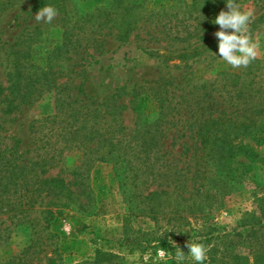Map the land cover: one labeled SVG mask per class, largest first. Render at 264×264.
<instances>
[{
    "label": "trees",
    "instance_id": "1",
    "mask_svg": "<svg viewBox=\"0 0 264 264\" xmlns=\"http://www.w3.org/2000/svg\"><path fill=\"white\" fill-rule=\"evenodd\" d=\"M225 2L170 0L153 8L152 0H111L82 11L72 0H0V19L27 3L28 14L51 5L58 10L61 30V41L44 66L31 61L30 49L41 35L37 27L7 48L0 45L10 66L7 84L0 81V211L7 207L12 226L29 230L27 244L4 264H65L51 222L62 215L59 208L68 206L92 213L96 201L89 171L97 163L112 166L119 184L127 188L128 202H135L133 210L155 221L170 215L172 236L192 219L203 221L205 231L195 242L209 246V264H264V156L258 151L264 146V87L253 82V72H223L221 90L209 85L176 95L166 88H133L127 105L118 103L124 95L120 88L103 110L88 107L81 85L71 88L72 77L60 81L64 64L76 56L83 61L89 49L101 53L107 39L118 45L132 38L166 42L161 50H144L161 54L165 62L186 65L202 53L198 45L213 29L209 5ZM73 66L75 62L68 67ZM45 95L49 100L41 117L28 128L33 148L25 155L19 141L5 145L2 132L14 121L10 116ZM126 109L135 116L132 128L124 124ZM166 140L172 146L166 153L179 149L171 160L160 156ZM71 151L81 158L71 171L73 180L49 176L53 162ZM246 183L254 186L252 210L218 232L209 221ZM152 240L174 257L178 246L169 242L166 232ZM182 251V264H197L188 258L186 247ZM93 264L123 263L115 254L96 250ZM164 264L177 262L173 258Z\"/></svg>",
    "mask_w": 264,
    "mask_h": 264
},
{
    "label": "rangeland",
    "instance_id": "2",
    "mask_svg": "<svg viewBox=\"0 0 264 264\" xmlns=\"http://www.w3.org/2000/svg\"><path fill=\"white\" fill-rule=\"evenodd\" d=\"M72 1L80 10L88 11L111 0ZM169 2L170 0H152L151 6L158 8L160 5H168ZM236 3L240 5L242 11L253 12L249 29L253 41L259 45L258 57L246 68L233 69L218 55V40L214 33L219 30V26L214 20L221 10H227L225 2L221 5H209L212 9L209 21L213 29L206 35L208 39L198 45V50L202 53L194 59H189L186 65L177 60L165 62L160 57L161 54L150 55L144 50L146 47L161 50L166 42L150 40L148 44L132 38L126 44L118 45L114 40L107 39L108 43L101 53L89 49L87 54L82 56L83 61L76 56L73 61L64 64L62 69L58 68L64 75L60 81L72 77L71 88H78L81 85L87 96L83 97L88 107L99 110H103L106 101L120 88H124V95L118 101L121 105H127L130 98L128 94L133 88L147 92L152 88H166L176 95L182 94L183 91L195 92L203 86L208 88L209 85L221 90L223 72L245 74L247 71L253 72L252 75L255 74L253 82H258L264 87V19H261V15L264 14V0H236ZM28 6L27 3L14 8L0 19V45L4 44L3 48H7L16 42L19 36L26 35L37 27L41 35L39 42L33 44L30 49L31 61L44 66L49 52L61 41L58 16L51 24L37 23L34 21L35 14H28ZM190 42L194 43L195 40ZM2 53L3 51L0 52V81L6 85L10 66L7 65V59ZM72 62H75V66L68 67ZM252 75L248 76L249 79H252ZM48 100L49 97L45 95L42 101L30 107L22 106L10 116L14 121L4 125L3 143L13 146L15 141H19L20 152L27 155V151L33 148L32 134L28 128L34 120L41 117L43 106ZM122 117L124 124L132 128L135 119L132 111L126 109ZM170 143L171 140L165 141L160 154L167 160H171L172 154L179 150L178 147H173L172 154L166 153L172 148ZM258 151L264 156V146ZM80 163L81 158L77 151L65 152L53 162V168L48 175H61L66 181H72L71 171ZM89 183L96 201L92 213L82 214L73 206H68L59 208L62 215L56 216L51 222L50 230L59 237L57 243L65 264H93L96 250L117 255L123 264H164L167 259L159 258L158 252L161 247L152 240L153 238L166 232L169 242L183 250L187 241H198L201 232L205 231L202 227L205 225L203 221L192 219L172 236L170 215L164 218L159 216L155 221L133 210L135 202H128L127 188L119 184V179L110 164L93 165L89 171ZM253 190L254 186L246 183L242 191L228 196L223 211L216 214L215 219L209 223L219 228L218 232H221V228L233 227L243 212L252 210ZM7 211V207L0 211V264L19 254L29 238L27 228L12 226ZM36 216L40 215L37 213ZM146 245L147 249L143 250ZM164 249L169 253L166 247ZM188 258L191 259L189 255ZM204 264L209 263L206 260Z\"/></svg>",
    "mask_w": 264,
    "mask_h": 264
},
{
    "label": "clouds",
    "instance_id": "3",
    "mask_svg": "<svg viewBox=\"0 0 264 264\" xmlns=\"http://www.w3.org/2000/svg\"><path fill=\"white\" fill-rule=\"evenodd\" d=\"M226 8L227 10H221L214 20V23L219 26V30L214 33L218 40V55L233 69L246 68L259 54V45L253 41L249 29L253 12L242 11L236 0H226ZM58 14L55 7L45 5L36 12L34 21L51 24ZM185 247L188 249V255L197 264H204V261L208 259L207 253L210 248L204 244L189 240L185 243ZM158 256L160 259L174 258L177 264H182L185 260V253L179 247L174 257L164 248L159 250Z\"/></svg>",
    "mask_w": 264,
    "mask_h": 264
}]
</instances>
